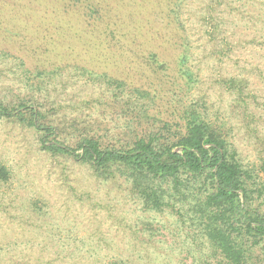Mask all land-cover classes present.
<instances>
[{
  "label": "rangeland",
  "instance_id": "rangeland-1",
  "mask_svg": "<svg viewBox=\"0 0 264 264\" xmlns=\"http://www.w3.org/2000/svg\"><path fill=\"white\" fill-rule=\"evenodd\" d=\"M229 77L264 101V0H0V99L40 109L71 146L127 141L192 107L264 180V108L246 99L257 116L244 117ZM41 133L0 116V264H213L196 223L42 151Z\"/></svg>",
  "mask_w": 264,
  "mask_h": 264
},
{
  "label": "trees",
  "instance_id": "trees-1",
  "mask_svg": "<svg viewBox=\"0 0 264 264\" xmlns=\"http://www.w3.org/2000/svg\"><path fill=\"white\" fill-rule=\"evenodd\" d=\"M152 23H156L155 16ZM184 58L180 56L181 63ZM150 59L162 67L155 54H150ZM183 75L194 82L188 70H183ZM219 82L235 94L234 107L243 105L244 117L257 116L248 110L246 99L256 108H264V101H254L245 90V78L229 77ZM132 91L153 100L139 87ZM0 116L41 131L42 151L72 157L88 165L103 181L128 184L129 193L144 210H169L181 223L186 218L196 223L209 242L213 264H256L252 260L254 254L259 256L256 251L264 254V180L241 163L236 147L220 127L203 119L194 108L164 120L161 129L127 141L103 143L91 133L81 135L73 146L58 139L57 125L45 121L46 115L32 105L21 102L10 107L0 99ZM260 168L264 170V164ZM9 178V170L0 161V181L6 183Z\"/></svg>",
  "mask_w": 264,
  "mask_h": 264
}]
</instances>
